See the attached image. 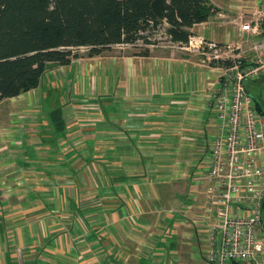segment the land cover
<instances>
[{
    "label": "crops",
    "instance_id": "obj_1",
    "mask_svg": "<svg viewBox=\"0 0 264 264\" xmlns=\"http://www.w3.org/2000/svg\"><path fill=\"white\" fill-rule=\"evenodd\" d=\"M252 1L210 0L191 37L230 41ZM139 45L77 48L0 100V264H200L218 70L196 46Z\"/></svg>",
    "mask_w": 264,
    "mask_h": 264
},
{
    "label": "trees",
    "instance_id": "obj_2",
    "mask_svg": "<svg viewBox=\"0 0 264 264\" xmlns=\"http://www.w3.org/2000/svg\"><path fill=\"white\" fill-rule=\"evenodd\" d=\"M214 11L210 0H0V100L36 87L49 63H69L80 47L94 56L141 41L147 55L161 39L186 44Z\"/></svg>",
    "mask_w": 264,
    "mask_h": 264
},
{
    "label": "built area",
    "instance_id": "obj_3",
    "mask_svg": "<svg viewBox=\"0 0 264 264\" xmlns=\"http://www.w3.org/2000/svg\"><path fill=\"white\" fill-rule=\"evenodd\" d=\"M251 3L245 5L249 11L240 12L235 19V38L248 42L249 51L253 55L248 70L231 74L221 65L216 67L217 80L223 77L224 89L219 91L220 88L217 87L221 82L216 81L212 103L214 115L209 125L219 128L221 139L227 144L229 152L237 148L240 142L244 144L264 142V113L257 110L254 96L243 85L244 79H253L264 73V0H253ZM186 44L199 48L209 65L211 62L230 57L228 51L231 43L228 41L220 44L214 39L197 40L190 36ZM235 47L238 48L239 45ZM230 68L234 69L235 64H230L228 69ZM224 156L228 163H225L223 155H220L221 168L226 171L225 168L229 165L230 170L236 163V156L232 154ZM211 159H214L213 153ZM248 170L251 171V168ZM255 172L258 173L256 167ZM204 173L210 176L218 175L221 184L220 188L210 187L211 194L206 199V208L210 211L205 238L207 246L200 264H264V225L258 201L251 197V203L245 205L244 209L243 195L240 194V198L230 199L231 211L227 213L221 205L227 201L226 197L231 187V184L226 182L227 174L222 175L224 172L219 171L216 165L207 168ZM237 188L232 184L233 191ZM250 191L253 192V189Z\"/></svg>",
    "mask_w": 264,
    "mask_h": 264
},
{
    "label": "rangeland",
    "instance_id": "obj_4",
    "mask_svg": "<svg viewBox=\"0 0 264 264\" xmlns=\"http://www.w3.org/2000/svg\"><path fill=\"white\" fill-rule=\"evenodd\" d=\"M228 42L231 43V48L228 51V55L230 57H226L224 58V60L221 59L219 61L211 62V66L213 65L215 67H218L221 65L222 67H224L227 73L231 72V74H235L237 71L241 70L242 72L247 71L250 65V59L253 58V55L249 51L248 42L237 40L235 37L233 39L231 38ZM138 43L142 44L141 41H139ZM219 43L225 44V42ZM236 45H239V47L236 48ZM83 48L86 50V47ZM138 49L141 50L142 46L139 45ZM225 49H228V47H225ZM226 60L230 61L228 65L224 64ZM230 64H235V68L228 69ZM216 81L221 82V84L217 88H220L219 91H222L224 89L223 77L219 78L218 80L216 79ZM243 85H245L248 92L252 96H254V98L258 99L261 111L264 113V73L258 75L257 77H254L253 79H244ZM213 102L214 100H210V109L213 108ZM0 106H2V108L5 107L4 104H0ZM204 126L206 128V135L204 136L206 139L203 145V157L201 158L204 159L200 160V163L197 162L196 165V169L199 168V170L196 171V175L203 177V183L200 184L199 180H195L194 182L196 183V186L202 185L205 188L204 193L206 199L207 196H210L211 194L210 187L218 186L220 188L221 183L219 181L218 175L210 176L207 173H204L207 168H212V165L218 166L219 171L224 172L222 173V175L227 174L226 182L231 184L228 195L226 197L227 201L221 203V205L223 206V210H226V212L229 213L231 211V207L229 205L232 204L230 199L234 197L240 198V194L243 195L242 206L244 209L246 208L245 205L251 203L250 199L251 197H253L254 200L258 201V204L261 208V219L264 225V142L256 141L248 144L240 142L237 148L229 152L227 144H225L221 139V131L219 130V128L212 125ZM212 153L214 158L213 160L211 159ZM227 154L235 155L236 163L233 165V167H231L230 170L229 165H227L225 168L226 171H224L221 168L222 162L219 161V156L223 155V161L225 163H228L225 159L226 157L224 156ZM115 163L118 164L119 162L114 161V164ZM166 163L168 162L163 163V165L166 166ZM153 164H155V162H149L148 168H156V166ZM111 167L113 168L115 166ZM255 167L257 168L258 173L255 172ZM249 168H251V171L248 170ZM27 180L28 178L22 176L19 178L18 182L26 184ZM232 184H235L238 187L236 191L232 190ZM251 189H253V192L250 191ZM236 210H238V208Z\"/></svg>",
    "mask_w": 264,
    "mask_h": 264
},
{
    "label": "flooded vegetation",
    "instance_id": "obj_5",
    "mask_svg": "<svg viewBox=\"0 0 264 264\" xmlns=\"http://www.w3.org/2000/svg\"><path fill=\"white\" fill-rule=\"evenodd\" d=\"M255 102H256V105L259 106V101H258V99L255 98ZM259 108H260V106H259ZM260 109H261V108H260ZM261 112H262V111H261Z\"/></svg>",
    "mask_w": 264,
    "mask_h": 264
}]
</instances>
